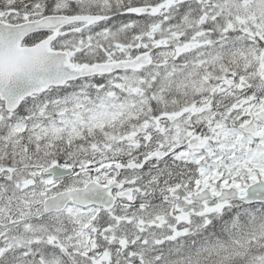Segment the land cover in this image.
<instances>
[{"label":"snow or ice","instance_id":"1","mask_svg":"<svg viewBox=\"0 0 264 264\" xmlns=\"http://www.w3.org/2000/svg\"><path fill=\"white\" fill-rule=\"evenodd\" d=\"M0 264H264V0H0Z\"/></svg>","mask_w":264,"mask_h":264}]
</instances>
